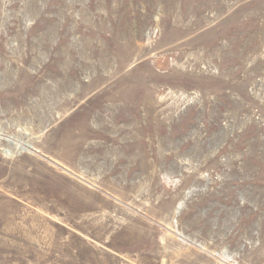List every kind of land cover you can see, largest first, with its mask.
Masks as SVG:
<instances>
[{
    "label": "rangeland",
    "instance_id": "rangeland-1",
    "mask_svg": "<svg viewBox=\"0 0 264 264\" xmlns=\"http://www.w3.org/2000/svg\"><path fill=\"white\" fill-rule=\"evenodd\" d=\"M0 264H264V0H0Z\"/></svg>",
    "mask_w": 264,
    "mask_h": 264
}]
</instances>
